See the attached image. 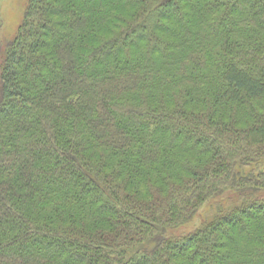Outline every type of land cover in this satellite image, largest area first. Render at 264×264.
<instances>
[{"label": "trees", "instance_id": "16d2710c", "mask_svg": "<svg viewBox=\"0 0 264 264\" xmlns=\"http://www.w3.org/2000/svg\"><path fill=\"white\" fill-rule=\"evenodd\" d=\"M0 54V264H264V0H28Z\"/></svg>", "mask_w": 264, "mask_h": 264}, {"label": "rangeland", "instance_id": "374dc122", "mask_svg": "<svg viewBox=\"0 0 264 264\" xmlns=\"http://www.w3.org/2000/svg\"><path fill=\"white\" fill-rule=\"evenodd\" d=\"M27 2L28 0H0V51L4 48L6 41L13 39L15 36L18 26L22 21ZM204 211H208L207 207H203L192 223L184 226L179 231L187 232L194 229L200 223V219L205 213ZM236 231L238 230L235 229L233 234L235 233L236 235Z\"/></svg>", "mask_w": 264, "mask_h": 264}]
</instances>
